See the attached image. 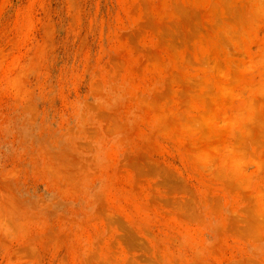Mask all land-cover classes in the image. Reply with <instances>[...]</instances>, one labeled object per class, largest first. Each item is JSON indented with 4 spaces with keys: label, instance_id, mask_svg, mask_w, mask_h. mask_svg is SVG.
<instances>
[{
    "label": "rangeland",
    "instance_id": "obj_1",
    "mask_svg": "<svg viewBox=\"0 0 264 264\" xmlns=\"http://www.w3.org/2000/svg\"><path fill=\"white\" fill-rule=\"evenodd\" d=\"M0 264H264V0H0Z\"/></svg>",
    "mask_w": 264,
    "mask_h": 264
}]
</instances>
